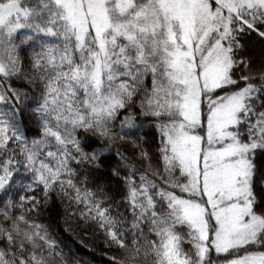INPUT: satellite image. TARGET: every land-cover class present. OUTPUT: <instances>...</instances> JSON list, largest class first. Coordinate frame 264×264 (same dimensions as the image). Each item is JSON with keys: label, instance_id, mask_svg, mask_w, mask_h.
<instances>
[{"label": "snow or ice", "instance_id": "snow-or-ice-1", "mask_svg": "<svg viewBox=\"0 0 264 264\" xmlns=\"http://www.w3.org/2000/svg\"><path fill=\"white\" fill-rule=\"evenodd\" d=\"M264 264V0H0V264Z\"/></svg>", "mask_w": 264, "mask_h": 264}, {"label": "trees", "instance_id": "trees-1", "mask_svg": "<svg viewBox=\"0 0 264 264\" xmlns=\"http://www.w3.org/2000/svg\"><path fill=\"white\" fill-rule=\"evenodd\" d=\"M63 212L57 209L52 213L51 223L56 228L57 236L66 245L82 256L88 264H109L107 255H111L110 250L105 249L95 237H85L82 232H68L65 231L66 227L72 225H66L62 219Z\"/></svg>", "mask_w": 264, "mask_h": 264}]
</instances>
